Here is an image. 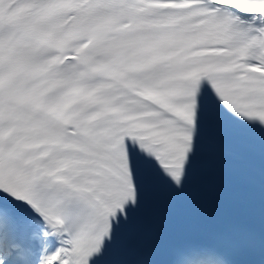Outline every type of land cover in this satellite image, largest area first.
Masks as SVG:
<instances>
[{"label": "snow or ice", "instance_id": "1", "mask_svg": "<svg viewBox=\"0 0 264 264\" xmlns=\"http://www.w3.org/2000/svg\"><path fill=\"white\" fill-rule=\"evenodd\" d=\"M210 151L257 211L132 255ZM0 264H264V0H0Z\"/></svg>", "mask_w": 264, "mask_h": 264}]
</instances>
